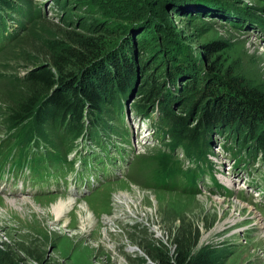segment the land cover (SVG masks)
<instances>
[{
	"label": "rangeland",
	"instance_id": "374dc122",
	"mask_svg": "<svg viewBox=\"0 0 264 264\" xmlns=\"http://www.w3.org/2000/svg\"><path fill=\"white\" fill-rule=\"evenodd\" d=\"M13 1H17L16 5L9 7L6 2L0 3V142L14 132L5 123L10 106L4 102H15L23 96L22 90L10 84L11 80L26 83L25 90L28 74L47 64L49 50L45 42H68L73 35L100 39L115 48L128 39L149 43L147 47L153 49L157 64L155 70L164 83L162 93H167L163 99L170 100L169 113L193 128L205 115L204 106L195 99L193 91H201V83L209 75L235 79L241 87L264 95V0ZM208 44L212 48L206 52ZM176 51L183 54L181 60ZM134 52L136 57L135 48ZM144 70L136 67L125 98L113 92L125 104L121 118L105 103L100 119L107 131L97 130V122L88 125L84 139L95 149L86 145L81 150L84 156L88 155L82 158L87 166L84 172L93 173L95 179L101 176L102 181L97 188L74 198L75 205L57 207L59 199L72 200L65 196L71 166H59L57 162L66 145L76 148L77 138L86 128L79 129L80 134L65 143L63 136L71 131L69 127L42 126L41 134L45 133L51 144L41 143L45 150L28 155L23 162L31 198L13 197L12 193L18 191L16 183L25 182L19 171L20 176L14 179L5 175L0 178V249L9 251L17 264H157L148 258L145 247H158L172 258L171 239L180 226L184 232L186 224H190L196 237L191 254L209 247L218 264H264V160L257 144L256 148L247 146L252 143L247 139L251 127H207L213 155L207 146L203 151L211 166H194L185 160L191 148L172 139L163 114L155 113L159 102L143 113L147 119L138 115L144 99L143 84L153 73V69ZM170 74L174 79L169 86L166 79ZM53 92L60 93L62 89L55 85L46 94ZM44 96L41 94L39 101ZM154 123L164 130L158 137ZM19 127L28 131L35 126L28 121ZM90 133L101 137L103 148L91 142L87 137ZM114 142L123 149L120 155L112 149ZM107 147L108 155L102 150ZM254 151L256 159L252 162L250 153ZM99 152V156L92 154ZM107 163L113 165L115 173H120L123 166L124 173L112 176ZM161 173H179L177 177L185 179L188 186L199 181L197 191L188 194L176 189L175 174L171 175L172 187H160L167 184L157 185ZM211 174L217 179V186H229L230 193H220ZM204 177L210 178V185ZM176 181L182 185L181 180ZM120 192L126 194L128 207L114 199ZM235 203L242 207L238 209ZM84 204L89 207L95 226L89 230L85 222L88 215L80 212ZM27 253L41 260L34 261Z\"/></svg>",
	"mask_w": 264,
	"mask_h": 264
},
{
	"label": "trees",
	"instance_id": "16d2710c",
	"mask_svg": "<svg viewBox=\"0 0 264 264\" xmlns=\"http://www.w3.org/2000/svg\"><path fill=\"white\" fill-rule=\"evenodd\" d=\"M5 2L8 3L9 7V5H16L17 1L0 0L1 4ZM250 22L261 28V25L257 22ZM5 39L7 40L8 36ZM1 41L2 38H0ZM143 44L146 45L143 46ZM147 44L149 43L144 40L133 42V40L128 39L122 46L118 45L119 47L115 48L113 45L101 43L100 39L80 35H73V38H69L68 42L60 40L46 41L45 45L49 50L47 64L41 67L38 66L35 71L28 74L26 89L23 90L26 83L11 80L10 84L22 90L23 96L15 102H9V100L8 103L4 102L10 106V109L7 110L5 123L11 129L14 128V132L5 137L8 141L5 140V143H0L1 158H7L10 149L20 143L26 146L30 141L34 142L35 138L42 144L49 146L51 144L47 140L49 138L44 137L46 136L45 133L41 134L43 132L42 126L47 124L51 127H58L63 124L64 127L71 129L67 135L65 133L66 137L63 136L67 140L65 143L71 142L80 134L79 129L86 128L81 134L82 137H85L88 127L93 122H97L94 124L98 128L97 130L100 128V130L106 132L105 123L100 119L101 113L105 109L103 106L110 104L111 112L114 111V115L121 118V110L125 107V104L120 98H125V95L129 92L135 69L140 66V68L145 69L144 73L149 72V69H153V73L150 72L151 75L143 84L145 88L142 93L144 99L138 107V115L147 119L144 116L146 114L143 113L159 102V107H156L155 113L163 114V122L167 126L166 131L171 133L172 139L181 140L191 148L186 158L194 166L209 165L205 157V151H203L206 146L208 153L213 155L208 145L207 132L209 130L207 127L209 126L210 128L212 126L218 128L226 126V130L234 129L235 124L243 125L248 129L251 127V133L247 135V139L249 138V141L253 144L249 143L247 146L251 144L256 148L257 144L264 160V95L261 92L255 89H245L235 79L206 76L207 78L201 83L202 90L193 91L195 99L203 104V114L205 113L203 119L193 128L191 124L187 125L184 119L169 113L167 105H169L170 100L168 98L163 99L167 93H162L164 83L160 81L161 77L155 70L157 64L152 56L153 49L150 46L147 47ZM134 48L137 51L136 57ZM211 48L212 44H208L205 47L206 52L210 51ZM176 53L179 57L177 58L181 60L183 54H180V51H176ZM133 60L136 64L133 63ZM172 77L173 74H170L166 79L169 86L172 85V83H169L173 81L174 78ZM55 85L61 88L62 92H53V94L47 96L46 93ZM44 91L45 93H42ZM113 92L120 98L116 99ZM175 92H178V88L175 89ZM41 94H45V96L39 101L38 97ZM0 103H3L1 98ZM83 105L87 107L83 108L82 111ZM156 114L153 116H156ZM87 117H90L88 121H86ZM28 121L35 126L32 127V130L26 131L24 127H19ZM154 126V133L158 137L164 130L158 128L155 123ZM108 128L110 130L111 127ZM36 129L38 130L37 133L32 135V132H35ZM123 134L126 137V133ZM87 137L96 145H101V137L98 135L90 133ZM234 140L237 143L236 139ZM2 147L4 148L2 149ZM72 147L66 145L64 154L69 152ZM17 151L20 158L24 149L20 146ZM250 154L253 162L256 159L255 151ZM262 164L264 166V163ZM172 174L179 175V173H167L164 176L163 173L159 174L156 180L157 185L164 182L165 178L170 181ZM185 176L189 177L188 174H185ZM181 180L185 181V179ZM162 186L160 184V187ZM186 226L187 229L184 232L181 231L183 229L180 226L177 230L178 233L171 239L174 245L172 258L165 252L160 251L161 249L158 247L153 246L151 248L149 246L145 247L148 258L157 264H218L219 260L209 247H203L196 253L191 254V248L195 244L196 237L193 234L194 230L192 231V228L189 227L190 224H186ZM27 255L34 261L41 260L40 257L31 256L28 253ZM0 264H17V262L9 251L0 249Z\"/></svg>",
	"mask_w": 264,
	"mask_h": 264
},
{
	"label": "bare ground",
	"instance_id": "6f19581e",
	"mask_svg": "<svg viewBox=\"0 0 264 264\" xmlns=\"http://www.w3.org/2000/svg\"><path fill=\"white\" fill-rule=\"evenodd\" d=\"M108 137V136H107ZM92 142V141H91ZM93 144H95L94 142H92ZM96 145V144H95ZM96 146H98V147H101L102 148V146H103V144L101 143V145H96ZM187 158H185V160H186ZM186 161H188V162H190L189 160H186ZM233 161V165H235V162H234V160H232ZM209 162V161H208ZM209 164H210V166H211V163L209 162ZM235 168V167H234ZM215 173H219V171H216ZM220 174V173H219ZM212 176H213V178L215 179V181L217 180L216 178H215V176H214V174H211ZM203 180L205 181V182H207L209 185L211 184V180H210V178H208V177H204L203 178ZM217 186V185H216ZM214 187V186H213ZM217 188H218V190H221L220 191V193H222V191H223V193H230L229 191H230V187L229 186H227V187H224V186H222V187H218L217 186ZM126 195V194H125ZM125 195H124V193L123 192H120V193H118V194H115L114 195V199H116V200H118V201H123L124 203H125V205L128 207L129 206V201H127V199L125 198ZM21 199V198H20ZM23 200V199H22ZM59 200H61L60 202H59V204L57 205V207L58 206H63L65 203L69 206V208L72 206V205H75L76 203H77V201L76 200H74V198H72V200H63V199H59ZM120 201V202H121ZM64 202V203H63ZM235 205H236V207L238 208V209H240L242 206L241 205H239V204H237V203H235ZM130 209V208H129ZM81 213H85V214H87L88 215V217H86V226H87V228H88V230H89V228H95V226H93V219H92V215L90 214V210H89V207L86 205V204H84V206H81V211H80ZM254 219H256L255 221H256V223H258V220H257V217H256V215H253L252 216Z\"/></svg>",
	"mask_w": 264,
	"mask_h": 264
}]
</instances>
